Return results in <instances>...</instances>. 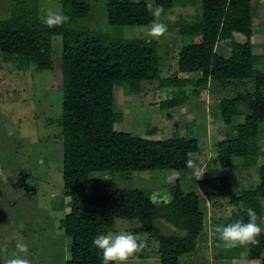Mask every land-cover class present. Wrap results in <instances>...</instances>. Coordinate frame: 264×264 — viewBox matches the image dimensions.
<instances>
[{"label":"trees","instance_id":"16d2710c","mask_svg":"<svg viewBox=\"0 0 264 264\" xmlns=\"http://www.w3.org/2000/svg\"><path fill=\"white\" fill-rule=\"evenodd\" d=\"M61 2L69 21L49 28L40 17L38 0H12L10 14L0 17V52L11 57L19 69L30 66L51 69L54 67L53 38L61 35L63 39L62 112L58 119L62 125L64 194L69 197L70 208L61 225L64 234L72 239L65 264H101L102 254L93 247L92 240L112 228L118 218L137 219L143 229L155 232L160 243L161 264H181V255L204 246L208 240L210 220L217 225L212 208L219 198L229 199L231 208L239 209L241 202L244 205V209L229 215L225 225L241 218L246 222L247 208L264 217V164L253 188L234 192L228 176L205 170L197 179V190H185L179 176L164 184L169 197L152 195L149 189L119 188L113 178L93 176L100 170L189 169L187 162L191 153L202 151L194 133L195 124L188 123L184 135L175 132L165 139L118 130L116 123L124 117L115 110L114 89L116 85H125L129 91L142 92L145 82L154 81L162 88L185 86L193 81L188 76L191 74H200L192 82L195 96L211 82H219L225 90L236 88L237 94L227 93L220 99L222 123L231 125L235 132L225 134V138L220 137L214 143L217 163L223 169L231 168L237 156L248 159L249 165L257 163L259 156L264 155V145L260 143L264 72L257 67L260 56L252 46V0H201V11L195 13V10L193 19L180 16L178 34L192 40L181 42L177 54L179 70L170 76L161 74L157 40L111 38L106 32L72 25L74 20L88 16L92 3L90 0ZM155 2L166 13L177 5H191L194 0ZM106 5L107 21L112 25H147L154 21L145 0H108ZM237 33H242L245 40H238ZM218 44L230 48L228 57L217 51ZM249 81L253 89L243 90L241 87ZM187 97L183 93L163 98L159 106L162 110H176L186 103ZM241 114L244 121L233 124L234 117ZM10 146L12 143L4 146L3 152L0 142V171L7 177L6 187L14 193L8 196L17 199L35 186L28 182L18 161L13 159V146ZM34 194L36 190L32 191ZM160 219L183 233L159 231L156 222ZM29 233L27 227L18 226L11 237L15 242L22 241ZM212 238L217 241L213 234ZM259 240L258 246L242 247L247 249L249 259H258L264 264V234ZM233 255L231 252L223 256Z\"/></svg>","mask_w":264,"mask_h":264},{"label":"rangeland","instance_id":"374dc122","mask_svg":"<svg viewBox=\"0 0 264 264\" xmlns=\"http://www.w3.org/2000/svg\"><path fill=\"white\" fill-rule=\"evenodd\" d=\"M12 0H0V17L11 12ZM34 1V0H33ZM92 7L85 18L74 20L72 25H83L90 29L106 32L111 38H139L138 34L147 25H112L107 21V1L90 0ZM138 1V0H134ZM151 14L157 7L155 0H145ZM40 17L48 9L63 13L61 0H38ZM201 0H194L188 6L177 5L166 13L163 11L159 22L165 24L168 32L157 40L161 55V74L170 76L177 67L178 50L181 42H189L188 36L178 34V19L184 15L193 19L195 13L201 10ZM64 14V13H63ZM153 15V14H152ZM253 35L252 46L259 55L257 67L264 72V0H252ZM240 41L245 40L242 33L236 34ZM62 36H55L52 42L54 67L51 69H35L27 67L19 69L11 57L0 52V142L2 151L12 143L13 159L15 158L25 173L33 189L15 199L10 187H6L4 179H0V263L10 257L15 250V240L11 237L16 227L29 230V235L23 237L29 249L33 264H65L70 256L71 237L64 234L61 219L69 211V197L64 194L63 181V140L62 125L59 117L62 112ZM217 51L225 56L230 55V48L218 44ZM181 76H187L181 74ZM194 81L200 74L188 75ZM193 81L185 86L160 87L158 81L145 82L142 92H132L125 85H116L114 89V107L123 113V120L116 123V129L129 131L149 138L165 139L177 132L182 135L186 126L192 122L194 133L198 136L202 151L191 153V159L199 166L200 171L207 170L210 174L229 177L234 192L241 191L247 185L255 184L247 180L259 177L260 166L264 164V155H260L256 164L244 157H235L234 166L223 169L217 163L215 142L225 134H233L231 125L222 123L220 115V99L237 94L236 88L223 89L219 82H211L197 96L193 91ZM193 82V83H192ZM252 81L241 87L243 90L253 89ZM185 94L186 103L176 110H162L159 102L164 98ZM244 114L235 116L233 124L244 121ZM261 142L264 145V122L260 126ZM260 138V136H259ZM9 141V143H8ZM7 143V145H6ZM5 146V147H4ZM10 146V147H12ZM210 161V162H209ZM209 165L203 166L204 164ZM2 171V172H1ZM0 173L3 174V170ZM127 172V173H123ZM180 177L182 187L187 190H197V179L193 169L174 171L171 169H143L95 171L93 176L113 178L119 188L149 189L152 195L163 194L169 197L164 184L166 177ZM172 181V182H173ZM258 181L256 182V184ZM164 185V186H162ZM161 186V187H160ZM166 195V196H165ZM4 196V197H3ZM3 197V198H2ZM155 198V197H154ZM227 198H219L212 208L216 212L217 225H225L229 217ZM10 205V206H9ZM264 212V207H263ZM159 231L164 233H183L164 219L156 222ZM216 226V225H215ZM210 224L208 240L204 246L180 256L181 264H260L258 259H249L247 249L240 247L225 249L223 242L217 238ZM212 228V230H211ZM129 232L140 233L144 242V251L133 257L129 264H161L159 255V240L153 230H145L137 219H116L114 226L104 233ZM212 234L217 241L214 242ZM222 251V252H221ZM234 254L224 257L225 253ZM224 253V254H223Z\"/></svg>","mask_w":264,"mask_h":264},{"label":"clouds","instance_id":"9594fccd","mask_svg":"<svg viewBox=\"0 0 264 264\" xmlns=\"http://www.w3.org/2000/svg\"><path fill=\"white\" fill-rule=\"evenodd\" d=\"M163 11L162 6H157L153 10L154 21L138 34L139 38L159 40L166 35L168 32L167 26L159 22ZM68 21L69 17L67 15L51 9H48L43 15V23L49 28L62 26ZM224 43H230V41H224ZM187 166L193 169L196 179L200 178L204 173L200 171L199 166L192 160L187 162ZM0 179L7 180V177L0 173ZM173 179V176L168 175L166 182L171 183ZM240 209H244L243 202H241L239 209L235 206L230 208L229 215H232L233 212H238ZM245 210L248 217L246 222L241 218L227 225H216L213 227V232L223 242L225 249L249 245L255 247L260 244L259 237L264 234V227L261 226L264 224V217L258 216L252 208ZM92 245L102 254L101 264H129L133 257L141 254L145 249V242L140 233L123 231L101 233L93 238ZM14 247L16 251L10 257L4 258L3 264H33L30 249L25 242L17 241Z\"/></svg>","mask_w":264,"mask_h":264},{"label":"crops","instance_id":"0c3cea01","mask_svg":"<svg viewBox=\"0 0 264 264\" xmlns=\"http://www.w3.org/2000/svg\"><path fill=\"white\" fill-rule=\"evenodd\" d=\"M228 57V56H227ZM243 122V121H242ZM251 181H253L255 184H251V185H247L248 187L247 188H253L255 185H256V182L258 181V177H256V178H253V180H247L246 179V183H250ZM212 222V220H210V224L212 225V226H214L213 224V222ZM209 228H210V226H209ZM211 230H212V228H211Z\"/></svg>","mask_w":264,"mask_h":264}]
</instances>
